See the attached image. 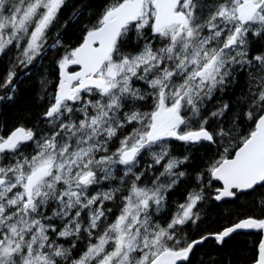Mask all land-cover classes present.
<instances>
[{
    "label": "snow or ice",
    "instance_id": "6c2138e0",
    "mask_svg": "<svg viewBox=\"0 0 264 264\" xmlns=\"http://www.w3.org/2000/svg\"><path fill=\"white\" fill-rule=\"evenodd\" d=\"M0 264H264V0H0Z\"/></svg>",
    "mask_w": 264,
    "mask_h": 264
}]
</instances>
